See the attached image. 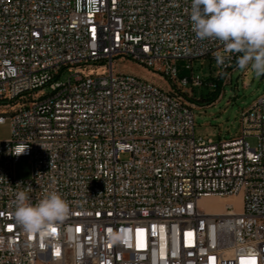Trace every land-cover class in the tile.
Instances as JSON below:
<instances>
[{
	"label": "built area",
	"instance_id": "obj_1",
	"mask_svg": "<svg viewBox=\"0 0 264 264\" xmlns=\"http://www.w3.org/2000/svg\"><path fill=\"white\" fill-rule=\"evenodd\" d=\"M190 12L191 0H0V124L10 125L0 140V264H264V94L235 136L195 134L185 97L203 77L192 62L208 59L223 75L242 53L198 39ZM117 59L169 88L114 73ZM97 65L105 73L79 71ZM18 146L27 148L16 156ZM22 158L26 179L15 176ZM24 189L33 205L51 192L68 203L50 233L16 221ZM209 195L239 197L240 208L204 209Z\"/></svg>",
	"mask_w": 264,
	"mask_h": 264
},
{
	"label": "clouds",
	"instance_id": "obj_2",
	"mask_svg": "<svg viewBox=\"0 0 264 264\" xmlns=\"http://www.w3.org/2000/svg\"><path fill=\"white\" fill-rule=\"evenodd\" d=\"M190 19L198 39H218L225 54L242 53L241 69L250 66L257 76L264 74V0H191ZM225 54L216 53L218 64L225 62ZM26 148L18 146L12 154L19 156ZM28 191L15 193L14 217L26 232L44 236L65 218L69 205L56 192L33 205Z\"/></svg>",
	"mask_w": 264,
	"mask_h": 264
},
{
	"label": "rangeland",
	"instance_id": "obj_3",
	"mask_svg": "<svg viewBox=\"0 0 264 264\" xmlns=\"http://www.w3.org/2000/svg\"><path fill=\"white\" fill-rule=\"evenodd\" d=\"M183 63L178 62V69L181 70ZM192 69L195 74L203 78L208 76L215 77V66L208 59L192 62ZM84 75L102 74L106 69L101 65L91 66L88 69H80ZM114 73L132 75L149 83H152L164 90L169 88L168 81L151 70L138 65L137 63L117 59L114 64ZM189 74L190 71H183ZM68 74L65 72L60 79H66ZM209 84V83H208ZM206 84L193 90V96L198 97L200 93H206L213 90L212 86ZM214 84V82H213ZM208 86V87H207ZM220 94L211 104L197 106L195 104V134L203 135L213 140L230 138L238 133L239 119L241 113L262 94H264V74L257 76L251 67L241 69L236 66L233 70L223 74L220 78ZM15 105L12 106L14 108ZM0 111L6 112L7 109L0 108ZM10 138V125L8 122L0 124V140ZM249 145L254 147L257 144L255 137H247ZM127 154L122 155L126 158ZM15 176L18 179H26L30 175V163L26 158L20 159L14 167ZM225 202H239V197L230 199H219L216 197H206L199 200L198 204L214 213L221 212Z\"/></svg>",
	"mask_w": 264,
	"mask_h": 264
},
{
	"label": "trees",
	"instance_id": "obj_4",
	"mask_svg": "<svg viewBox=\"0 0 264 264\" xmlns=\"http://www.w3.org/2000/svg\"><path fill=\"white\" fill-rule=\"evenodd\" d=\"M221 76L222 75H217L216 77L208 76L207 78H203L202 86H205L208 83L209 84L212 83L211 86H212L213 90L208 91L206 93H200L198 95V97H194L193 96L194 94H193L191 97H185L186 100L192 101L197 106H202V105H207V104L213 103L218 98V96L220 94L219 87H220ZM213 82H214V84H213Z\"/></svg>",
	"mask_w": 264,
	"mask_h": 264
},
{
	"label": "bare ground",
	"instance_id": "obj_5",
	"mask_svg": "<svg viewBox=\"0 0 264 264\" xmlns=\"http://www.w3.org/2000/svg\"><path fill=\"white\" fill-rule=\"evenodd\" d=\"M206 197H216V198H219V199H230V198H234L235 196H230V197H219V196H215V195H209V196H204V197H202V198H206ZM202 198H200V199H202ZM200 199H199V200H200ZM199 200H198V202H199ZM230 203H232V202H225L224 205H223V208H222L221 212H219V213H223V211H224V207H225L226 205L230 204ZM236 206H237V208L239 209V208H240V203L237 202V203H236Z\"/></svg>",
	"mask_w": 264,
	"mask_h": 264
},
{
	"label": "snow or ice",
	"instance_id": "obj_6",
	"mask_svg": "<svg viewBox=\"0 0 264 264\" xmlns=\"http://www.w3.org/2000/svg\"><path fill=\"white\" fill-rule=\"evenodd\" d=\"M55 231V229H53V232ZM253 264H254V262H253Z\"/></svg>",
	"mask_w": 264,
	"mask_h": 264
}]
</instances>
